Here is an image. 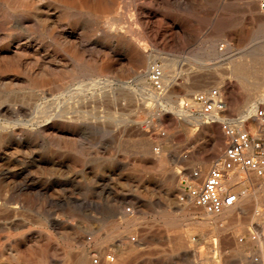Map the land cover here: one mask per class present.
Here are the masks:
<instances>
[{
  "label": "rangeland",
  "instance_id": "rangeland-1",
  "mask_svg": "<svg viewBox=\"0 0 264 264\" xmlns=\"http://www.w3.org/2000/svg\"><path fill=\"white\" fill-rule=\"evenodd\" d=\"M150 1L0 0V202L6 201L0 216H26L33 225L30 235L39 230L53 242L55 264L65 258L72 264L80 252L77 235L88 239L92 254L101 249L117 254L122 247L117 264H264V201L253 197L238 220L215 226L187 195L190 173L200 170L206 178L223 154L222 120L196 125L175 114L184 101L211 89L221 90L229 117L243 105L241 86L230 74L232 57L248 50L264 56V13L235 7V0H168L149 6V28L160 32L149 42L135 34L144 31L136 5ZM185 31L196 37L187 39ZM210 39L218 40V56L203 49ZM153 50L162 55L147 61L145 88L159 94L161 103L141 95L132 101L142 55ZM153 60L171 65L163 71L168 76L163 94L148 78ZM214 71L223 83L216 78L200 87V78ZM263 78L248 85L263 87L264 95ZM228 83L236 87H224ZM250 175L242 173V182L229 184L255 196L260 185L264 190V175ZM120 214L132 218L133 226L122 223Z\"/></svg>",
  "mask_w": 264,
  "mask_h": 264
},
{
  "label": "bare ground",
  "instance_id": "bare-ground-1",
  "mask_svg": "<svg viewBox=\"0 0 264 264\" xmlns=\"http://www.w3.org/2000/svg\"><path fill=\"white\" fill-rule=\"evenodd\" d=\"M38 1V0H37ZM40 1V0H39ZM168 0H151L149 4H145V3H140L138 5H136V11H137V16H138V22L139 24H141L143 27H144V31L141 32V33H137L135 35H137L138 38H140L141 40H148L149 42L150 41H154L157 36L160 34L159 30L157 28H149V24L152 22V19L150 17V13H149V8L150 7H153L155 5H159V6H164ZM219 1V0H218ZM261 0H235L233 2V4L238 7H242L244 6L245 9H248L249 11L251 10H258L259 12H262L264 13V8L261 7ZM29 2V1H28ZM59 2V1H58ZM112 2V1H111ZM140 2V0H139ZM176 2V1H175ZM183 2V1H182ZM3 3V2H1ZM109 3V2H108ZM113 3V2H112ZM117 3V2H116ZM190 3V2H189ZM183 4V3H182ZM223 4V3H222ZM21 5V4H20ZM110 5V4H109ZM113 5V4H112ZM132 5V4H131ZM192 5V4H191ZM218 5V4H217ZM220 5V4H219ZM229 5V4H227ZM255 5H257L258 7L255 8ZM4 6V5H3ZM16 6V5H15ZM150 6V7H149ZM189 6V5H188ZM212 6V5H211ZM1 7V6H0ZM6 7V6H5ZM14 7V6H13ZM13 7L11 9H13ZM156 7V6H155ZM187 7V6H186ZM229 7V6H227ZM24 8V7H23ZM125 8V7H124ZM165 8V7H164ZM189 8V7H188ZM194 8V7H193ZM209 8V7H208ZM220 8V7H219ZM222 8H223V5H222ZM10 9V8H9ZM22 9V8H21ZM30 9V8H29ZM60 9V8H59ZM155 9V8H154ZM201 9H204V8H201ZM216 9V7H215ZM239 9V8H238ZM5 10V9H4ZM16 10V9H15ZM63 10V9H62ZM163 10V9H162ZM161 10V11H162ZM171 10V9H170ZM213 10V9H212ZM220 10V9H219ZM224 10V9H223ZM242 10V9H241ZM37 11V10H36ZM39 11V10H38ZM37 11V12H38ZM46 11V10H45ZM86 11V10H84ZM117 11V10H116ZM116 11H114L116 13ZM134 11V10H133ZM184 11V9H183ZM195 11V10H194ZM202 11V10H201ZM218 11V10H217ZM19 12V11H18ZM50 12V11H49ZM52 12V11H51ZM55 12V11H54ZM71 12V11H70ZM118 12V11H117ZM160 12V11H159ZM193 12V11H192ZM200 12V11H199ZM197 12V13H199ZM205 12V11H204ZM4 13V12H3ZM16 13V12H15ZM20 13V12H19ZM27 13V12H26ZM25 13V14H26ZM82 13V12H81ZM87 13V12H86ZM125 13V12H124ZM131 13V12H129ZM206 13V12H205ZM13 14V13H12ZM11 14V15H12ZM38 14V13H37ZM52 14V13H51ZM169 14V13H168ZM195 14V13H194ZM202 14V13H201ZM207 14V13H206ZM221 14V13H220ZM258 14V13H257ZM261 14V13H260ZM10 15V16H11ZM24 15V13H23ZM111 15V14H110ZM119 15V14H118ZM130 15V14H129ZM199 15V14H198ZM264 15V14H263ZM9 16V15H8ZM37 16V15H36ZM47 16V15H46ZM64 16V15H63ZM99 16V15H98ZM204 16V15H203ZM208 16V15H207ZM218 16V15H216ZM38 17V16H37ZM84 17V16H83ZM23 18V17H22ZM44 18V17H43ZM64 18V17H62ZM33 19V18H32ZM99 19V18H98ZM189 19V18H188ZM213 19V18H212ZM221 19V17H220ZM248 19V18H247ZM255 19V18H254ZM114 21H117L119 22L120 20L118 18H114L113 19ZM157 20V19H156ZM35 21V20H34ZM42 21V20H41ZM53 21V20H51ZM126 21V20H125ZM212 21V20H211ZM214 21V20H213ZM50 22V21H49ZM54 22V21H53ZM222 22V21H221ZM42 23V22H41ZM102 23V22H101ZM136 23V22H135ZM215 24V22H213ZM211 23V24H213ZM46 24V23H45ZM138 24V23H137ZM204 24V23H203ZM263 24V23H262ZM22 25V24H21ZM56 25V24H54ZM60 25V24H59ZM97 25V24H96ZM129 25V24H128ZM121 26V25H120ZM131 26V25H130ZM140 26V25H139ZM210 26V25H209ZM218 26V25H217ZM222 26V25H221ZM262 26V25H261ZM39 27V26H38ZM56 27V26H55ZM200 27V26H198ZM37 28V27H36ZM48 28V26H47ZM98 28V27H97ZM102 28V27H101ZM216 28V27H215ZM50 29V28H49ZM203 29V27H202ZM220 29V28H219ZM27 30V29H26ZM29 30V29H28ZM47 30V29H46ZM180 30V29H179ZM192 30V29H191ZM216 30V29H215ZM222 30V29H221ZM39 31V30H38ZM59 31V30H58ZM182 31V30H181ZM49 32V31H48ZM67 32V31H66ZM102 32V31H101ZM173 32V31H172ZM180 32V31H179ZM219 32V31H218ZM57 33V32H55ZM78 33V32H77ZM131 35L134 34V32L131 30L130 31ZM129 33V34H130ZM200 33V32H199ZM170 34V33H169ZM180 34V33H179ZM178 34V35H179ZM211 34V33H210ZM62 35V33H61ZM72 35V33H71ZM164 35V34H163ZM173 35V34H172ZM171 35V36H172ZM181 35V34H180ZM183 35L184 37H186L187 39H194L196 37V33L194 31H185L183 32ZM229 35V34H228ZM227 35V36H228ZM106 36V35H105ZM115 36V35H114ZM165 36V35H164ZM176 36V35H175ZM215 36V35H214ZM220 36V35H219ZM218 36V37H219ZM224 36V35H223ZM86 37V36H85ZM109 37V36H108ZM124 37V36H123ZM128 37V36H127ZM132 37V36H131ZM166 37V36H165ZM177 37V36H176ZM211 37V36H210ZM164 38V37H163ZM162 38V39H163ZM167 38V37H166ZM165 38V39H166ZM173 38V37H172ZM204 38V37H203ZM224 38V37H223ZM76 39V38H75ZM126 39V38H125ZM132 39V38H131ZM79 40V39H77ZM129 40V39H128ZM135 40V38H134ZM200 40V39H199ZM202 40V38H201ZM102 41V40H101ZM131 41V40H129ZM137 41V40H136ZM158 41V40H157ZM217 39H210L207 43H206V46L204 49V51L209 55V56H218L217 53H216V49H217ZM197 42V41H196ZM72 43V42H71ZM77 43V42H76ZM75 43V44H76ZM84 43V42H83ZM139 43H142V42H139ZM138 43V44H139ZM166 43V41H165ZM79 44V43H78ZM81 44V43H80ZM134 44V43H133ZM14 45V44H13ZM82 45H85V44H82ZM81 45V47H82ZM161 45V44H160ZM219 45V44H218ZM229 45V44H228ZM123 46V45H122ZM143 46V45H142ZM151 46V45H150ZM11 47V46H10ZM85 47V46H84ZM137 47V46H136ZM179 47V46H178ZM96 48V47H95ZM220 48V47H219ZM223 48V47H222ZM150 49V48H149ZM154 49V48H153ZM186 49V48H185ZM99 51V50H98ZM107 51V50H106ZM222 51V50H221ZM29 52V51H28ZM252 51L248 50L242 54H239L238 56L236 57H232V69H231V72L230 74L235 78V80L237 81V85L239 84L241 87V92H240V97L243 99L244 103L242 106H240V108L237 109L236 112H234V114L232 115V117H229L228 115H222L221 117L219 118H214V117H211V116H206V115H203V114H196L195 110H192V108H185L183 107V109L175 112V114L177 116H181L183 119H185L186 121L188 122H192V123H195L196 125H202L201 122L206 120V119H209L210 122L207 121L208 124H211V121L213 120V122H223L224 120H228L229 122H233V123H238V124H241V125H247L249 123H253V125H255L254 127L252 128H249V130L253 133V134H258L260 135L261 137L264 138V130H262L260 128V125L258 122H256L254 120V111L255 109L260 106V104H264V95L261 93V89L263 87H251L248 85V83H252L254 80H256V78L258 76L261 75V77L263 76L264 77V66H263V62H264V56H261L260 58H256L254 57V53H251ZM23 53V52H22ZM35 53V52H34ZM149 53V52H148ZM183 53V52H182ZM227 53V52H226ZM147 54V53H146ZM166 54V53H165ZM264 54V53H263ZM262 54V55H263ZM108 55V54H107ZM162 54L156 52V50H153L152 53L150 55H142V61H141V64L140 66L138 67V76H137V90H134L133 92H131V96H130V100H135V95H141L142 97L148 99L151 97V99L153 98V100H155L156 102H160V96L159 94H155L154 92H151L149 90H147L145 88L146 86V83H147V72H146V65L147 64V61L151 60V59H155V58H158L160 57ZM168 55V54H167ZM205 55V54H204ZM207 55V56H208ZM225 55V54H224ZM258 56V55H257ZM36 57V56H35ZM174 57V56H173ZM191 57V56H190ZM195 57V56H193ZM170 58V57H169ZM178 58V57H177ZM222 58V57H221ZM14 59H15V56H14ZM20 59V58H18ZM44 59V58H43ZM229 59V58H227ZM23 60V59H22ZM132 60V59H130ZM191 60V59H190ZM209 60V59H208ZM155 60H153L154 62ZM195 61V60H194ZM204 61V60H203ZM211 61V60H210ZM219 61V60H218ZM41 62V61H40ZM44 62V61H42ZM152 62V61H151ZM168 62V61H167ZM193 62V61H192ZM35 63V62H34ZM37 63V62H36ZM189 63V62H188ZM196 63H198L196 61ZM206 63V62H205ZM39 64V63H38ZM59 64V63H58ZM153 64V63H152ZM165 64V63H163ZM177 64V63H176ZM208 64V63H207ZM41 65V63H40ZM169 65V64H168ZM168 65H163V67L157 65L155 62L153 65H150V71H149V81L152 85V87H155L154 85V82H153V77H152V74H154L155 70H158L160 72V75L158 77L159 79V83L161 84L160 87H164V82H165V79H167V75L164 76V72L165 69L169 68L170 66ZM173 65V63H172ZM191 65V64H190ZM211 65V64H210ZM61 66V65H60ZM204 66V65H203ZM202 66V67H203ZM212 66V65H211ZM47 67V66H46ZM45 67V68H46ZM64 67V66H63ZM32 68V67H31ZM30 68V69H31ZM35 68V67H34ZM49 68V66H48ZM53 68V67H52ZM200 68V67H199ZM207 68V67H206ZM44 69V67H43ZM41 70V71H44V70ZM62 69V68H61ZM197 69V68H195ZM204 69V68H203ZM202 69V70H203ZM170 70V69H169ZM192 69H190L191 71ZM218 70V69H217ZM51 71V70H50ZM58 71V70H57ZM94 71V70H93ZM92 71V72H93ZM97 71V70H96ZM95 71V73H96ZM175 71V70H174ZM195 71V70H194ZM204 71H207V70H204ZM203 71V72H204ZM33 72V71H32ZM37 72V71H36ZM40 72V71H39ZM56 72V71H55ZM98 72V71H97ZM166 72V71H165ZM192 72V71H191ZM198 72V71H197ZM47 73H50V72H47ZM61 73V71H60ZM59 73V74H60ZM73 73V72H72ZM168 73V72H167ZM165 73V74H167ZM188 73V72H187ZM202 73V72H201ZM209 73V72H208ZM207 73V77H202L200 78V87H203L205 86L206 84H210V82L213 80V79H216V78H219V80L221 81V77L217 74V72H212L210 74ZM33 74V73H32ZM100 74V73H99ZM135 74V72H134ZM179 74V73H178ZM181 74V72H180ZM37 75V74H36ZM44 75V74H43ZM92 75V73H91ZM190 75V73H189ZM106 77H108L106 75ZM172 77V76H171ZM193 77V76H192ZM38 78V77H37ZM50 78V77H48ZM112 78V77H111ZM174 78V77H172ZM188 78V77H187ZM194 78V77H193ZM56 79V78H55ZM80 79V78H79ZM96 79V78H95ZM136 79V78H135ZM180 79V78H179ZM183 79V78H182ZM192 79V78H191ZM196 79V78H195ZM264 79V78H263ZM47 80V79H46ZM93 80V79H92ZM99 80V79H98ZM103 80V79H102ZM74 79H71L69 80L68 82L64 83L63 85H67L70 84V83H73ZM82 81V80H81ZM80 81V82H81ZM91 81V80H90ZM96 81V80H95ZM94 81V82H95ZM105 81V80H104ZM110 81V80H109ZM173 82H176V80H172ZM202 81V82H201ZM100 82V81H99ZM103 82V81H102ZM108 82V80H107ZM167 82V81H166ZM178 82V81H177ZM180 82V81H179ZM77 83V82H76ZM96 83V82H95ZM94 83V86L96 84H98V82L95 84ZM122 83V82H121ZM223 81L219 82L218 85L222 84ZM233 83V82H232ZM235 83V84H236ZM60 84V83H59ZM102 84V83H101ZM110 84V82H109ZM127 84V83H126ZM174 84V83H173ZM234 84V83H233ZM51 85V84H50ZM75 85V84H74ZM105 85H106V82H105ZM115 85V84H114ZM128 85V84H127ZM257 85H259V83L257 82ZM73 86V85H72ZM71 86V88H73ZM92 86V85H90ZM194 86V85H193ZM78 87L79 89V86H76V88ZM89 87V85L87 86ZM93 87V86H92ZM100 87V86H98ZM102 87V86H101ZM195 87V86H194ZM224 87H230L233 88V87H236L234 85H231V83H228V84H225ZM239 87V86H238ZM36 89V88H35ZM67 89V88H66ZM65 89V90H66ZM77 89V90H78ZM189 89V88H188ZM234 89V88H233ZM238 89V88H237ZM236 89V91H237ZM64 90V89H63ZM71 90V89H70ZM81 90V88H80ZM177 90V89H176ZM239 90V89H238ZM69 91V90H68ZM67 91V92H68ZM73 91V90H71ZM75 91V90H74ZM156 91V90H155ZM187 91V90H186ZM264 91V90H262ZM62 92V91H61ZM84 92V91H83ZM157 92V91H156ZM174 92V91H173ZM59 93V92H58ZM80 93V92H79ZM85 93V92H84ZM158 93V92H157ZM182 93V92H180ZM65 94V93H64ZM71 94V92L69 93ZM74 94V93H73ZM77 94V93H76ZM75 94V95H76ZM72 95V94H71ZM70 95V96H71ZM78 95V94H77ZM107 95V94H106ZM63 97H65L64 95H62ZM79 96V95H78ZM104 96V95H103ZM67 97V96H66ZM74 97V96H72ZM90 97V96H89ZM105 97V96H104ZM111 97V96H109ZM108 97V98H109ZM128 97V96H127ZM59 98V97H58ZM82 98V97H81ZM103 98V97H102ZM62 99V97H61ZM60 99V100H61ZM88 99V97L86 98ZM113 99V98H112ZM59 100V99H58ZM70 100V99H69ZM68 100V101H69ZM75 100V98H74ZM84 100V99H83ZM240 100V99H239ZM64 101V99L62 100ZM91 101V100H90ZM102 101V100H101ZM81 102V101H80ZM89 102V101H88ZM239 102V101H238ZM70 103V102H69ZM83 104V102H81ZM62 105V104H61ZM64 105V104H63ZM76 105V104H75ZM74 105V106H75ZM87 105V104H86ZM66 106V105H65ZM182 106H183V103H182ZM61 109V108H60ZM70 109V108H69ZM78 111V110H77ZM65 112V111H64ZM62 112V113H64ZM68 113V112H67ZM66 113V114H67ZM70 113V112H69ZM71 114V113H70ZM71 117V116H70ZM67 118V117H66ZM72 118V117H71ZM70 119V118H69ZM220 124V122H219ZM216 126V125H215ZM209 128V127H208ZM215 129V128H213ZM47 130V129H46ZM21 134V133H20ZM19 134V135H20ZM46 134V133H45ZM44 135V134H43ZM21 136V135H20ZM46 137V136H44ZM22 138V137H21ZM53 138V137H52ZM44 139V138H43ZM46 139V138H45ZM225 139L224 136H222V143H223V140ZM3 140V139H2ZM0 140V141H2ZM50 141V140H49ZM48 141V142H49ZM55 142V141H53ZM218 142V141H217ZM1 143V142H0ZM62 145V144H61ZM71 145V144H70ZM222 145V144H221ZM64 146V145H63ZM223 146V145H222ZM219 147V146H218ZM221 149V148H220ZM219 153V152H218ZM15 156V155H13ZM37 159V158H36ZM145 160V159H144ZM44 161V160H43ZM47 161V160H46ZM54 161V160H53ZM8 171V170H7ZM1 172V171H0ZM239 173H248L253 176V177H259V174L258 172H253V171H242V170H238ZM241 174H235L234 177H231L230 181L229 182H233V181H237V180H241ZM250 175V176H251ZM1 176V175H0ZM205 177H203V174L201 173V176H200V181H203ZM14 179V178H13ZM260 179V178H259ZM264 179V178H263ZM243 180V178H242ZM6 181V180H5ZM25 182V181H24ZM4 183V182H3ZM259 183V182H258ZM235 184V183H234ZM4 185V184H3ZM20 186V185H19ZM22 186V185H21ZM259 187H261V189H259L258 193L254 196H252L251 194L249 193H246V192H239L238 190L236 191L238 196H239V200H238V203L232 207V208H229V209H225L224 211H222L221 213H218V214H212V213H208V214H205L203 216L204 220L207 221V222H210L212 224H214L215 226L217 225H220L221 223H227V222H230L232 220H238L242 214H244L248 207H249V203L251 202L252 198L254 197V199L257 201V203H262L264 201V193L262 191H264L262 189V185H260ZM23 188L25 190H31L32 193H35V189H33L31 186H27L25 183H24V186ZM8 190V189H7ZM17 190V189H16ZM38 191V190H37ZM11 192V191H10ZM5 193V192H4ZM30 193V191H29ZM46 193V192H45ZM256 193V192H255ZM254 193V194H255ZM35 194H37L36 196H38V193L36 192ZM15 195V193L13 194ZM21 196V195H20ZM1 197V196H0ZM3 197V196H2ZM34 198V197H33ZM29 199V197H28ZM27 199V200H28ZM37 199V198H36ZM5 201V200H4ZM23 201V199H22ZM193 201V200H192ZM6 202V201H5ZM2 203L0 202V210H2L3 208H5L6 206V203ZM26 202V201H25ZM28 202V201H27ZM190 203V202H189ZM8 204V203H7ZM11 204V203H9ZM14 204V203H12ZM19 204V203H17ZM28 204V203H27ZM30 204V202H29ZM36 204V203H35ZM193 205V203H192ZM264 205V204H263ZM189 206V205H188ZM187 206V207H188ZM9 207V206H8ZM21 207L22 209L24 207L22 206H19ZM195 207V205H194ZM7 208V207H6ZM31 208V207H30ZM14 209V208H13ZM37 215H38V223H37V227H39L41 225L39 217H40V208L38 205H36L34 207ZM203 209V208H202ZM10 210V208H9ZM8 210V211H9ZM189 210V209H188ZM187 210V211H188ZM194 210V209H193ZM7 211V212H8ZM34 211V210H32ZM6 212V213H7ZM3 213V212H2ZM5 213V211H4ZM11 214V212H9ZM34 213V212H33ZM190 213V212H189ZM21 214V213H20ZM1 215V214H0ZM9 215V214H8ZM121 215V222L122 223H126L127 224V227L128 226H133V220H131L129 217V219H126L125 216H123L122 214ZM264 215V214H263ZM13 216V215H12ZM29 216V215H28ZM8 217H11V216H8ZM6 216H0V232L1 233H5L4 236H0V264H55L53 262V256H56L57 255V249L56 247L51 243L49 242V240L47 239L46 235H44L41 231H36L35 233H33L32 235H30V232L32 230H30V226L32 227L33 225H29L28 224V219L25 218V217H19V216H13L12 218H8ZM171 217V216H170ZM29 218V217H28ZM192 218V217H190ZM33 219V218H32ZM37 219V217H36ZM31 220V219H30ZM136 220V219H135ZM32 221V220H31ZM30 221V222H31ZM35 221V220H33ZM171 221V220H169ZM173 222V220H172ZM199 222V220H198ZM35 224V223H34ZM177 224V223H176ZM46 225V224H45ZM52 225H56V223H52ZM119 225V224H118ZM51 226V225H50ZM170 226V225H168ZM221 226V225H220ZM36 227V226H35ZM33 227V229L35 228ZM119 226H116L115 229L112 231L115 232V230L118 228ZM45 228V227H44ZM48 228V226H47ZM55 228V227H54ZM130 228V227H129ZM50 229V228H49ZM37 230V229H36ZM52 230V229H51ZM85 231V230H84ZM55 232V231H54ZM53 232V234H54ZM56 233V232H55ZM79 233V232H77ZM119 234V233H118ZM130 234V233H129ZM99 235V234H98ZM2 237L5 238V241L1 240ZM102 237V236H100ZM237 237V236H236ZM51 238V237H50ZM76 242L79 244V249H80V252L79 254H77L78 256L76 258H74L71 263L72 264H117L118 263V260H119V257L124 255V251H123V248L122 247H119V252H117V254H113V253H107L106 251H104L103 249L99 250L97 253L95 254H92L89 249H88V242L86 240L85 237L81 236V235H77L76 237ZM107 238V237H106ZM101 239V238H100ZM104 239V238H102ZM253 239V238H252ZM105 241V240H103ZM243 240H239L238 242H241ZM75 242V241H74ZM97 242V241H96ZM237 242V241H236ZM100 243V242H99ZM92 244V243H91ZM238 245V244H237ZM77 247V248H78ZM99 249V248H98ZM97 249V250H98ZM173 250V249H172ZM110 252V251H109ZM64 255V254H63ZM68 255V254H67ZM117 255V256H116ZM264 255V254H263ZM59 256V255H58ZM65 256V255H64ZM64 256L63 259H64ZM75 257V255L73 256ZM70 258V257H69ZM72 259V257L70 258V260ZM59 260H60V257H59ZM58 260V261H59ZM69 260V259H68ZM66 258H65V261H64V264H70V262L68 261ZM263 260V259H262ZM56 261V260H55ZM215 264V263H213Z\"/></svg>",
  "mask_w": 264,
  "mask_h": 264
},
{
  "label": "built area",
  "instance_id": "built-area-1",
  "mask_svg": "<svg viewBox=\"0 0 264 264\" xmlns=\"http://www.w3.org/2000/svg\"><path fill=\"white\" fill-rule=\"evenodd\" d=\"M264 8V0H261ZM152 74L157 92L164 93L165 87H160L158 70ZM183 107L192 108L196 113L219 118L229 112L227 102L220 89H211L197 93L183 103ZM254 120L264 130V104L254 111ZM210 122V120L208 121ZM220 129L226 139V146L221 157L217 158L206 178L200 181L201 171L194 170L186 182L187 195L197 207L208 213L218 214L234 207L239 200L238 194L229 181L237 170L255 171L259 176L264 175V138L253 134L247 125L229 121L220 122Z\"/></svg>",
  "mask_w": 264,
  "mask_h": 264
},
{
  "label": "crops",
  "instance_id": "crops-1",
  "mask_svg": "<svg viewBox=\"0 0 264 264\" xmlns=\"http://www.w3.org/2000/svg\"><path fill=\"white\" fill-rule=\"evenodd\" d=\"M236 174V173H235ZM235 176V175H234ZM241 178H242V176H241ZM240 180V179H239ZM240 182H242V180L240 181ZM236 192V191H235ZM237 193V192H236Z\"/></svg>",
  "mask_w": 264,
  "mask_h": 264
}]
</instances>
